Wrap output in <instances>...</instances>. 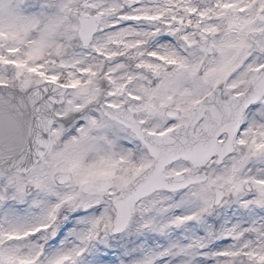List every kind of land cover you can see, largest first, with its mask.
I'll list each match as a JSON object with an SVG mask.
<instances>
[{"label": "snow or ice", "instance_id": "obj_1", "mask_svg": "<svg viewBox=\"0 0 264 264\" xmlns=\"http://www.w3.org/2000/svg\"><path fill=\"white\" fill-rule=\"evenodd\" d=\"M0 264H264V0H0Z\"/></svg>", "mask_w": 264, "mask_h": 264}]
</instances>
